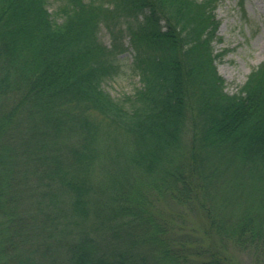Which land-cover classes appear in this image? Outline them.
<instances>
[{
  "label": "trees",
  "instance_id": "1",
  "mask_svg": "<svg viewBox=\"0 0 264 264\" xmlns=\"http://www.w3.org/2000/svg\"><path fill=\"white\" fill-rule=\"evenodd\" d=\"M49 1L0 0V264H264V61L227 91L221 0ZM154 193L220 241L178 242Z\"/></svg>",
  "mask_w": 264,
  "mask_h": 264
},
{
  "label": "rangeland",
  "instance_id": "2",
  "mask_svg": "<svg viewBox=\"0 0 264 264\" xmlns=\"http://www.w3.org/2000/svg\"><path fill=\"white\" fill-rule=\"evenodd\" d=\"M61 3L60 0L49 1L50 10L59 20L62 17L56 14V11ZM216 12L221 23L218 30L219 38L214 42L215 52L223 53L216 63L219 72L226 80L227 91L235 93L245 84L253 69L264 61V0H245L244 6H240L237 0H221ZM99 35L105 43L110 44L111 37L105 27L101 28ZM126 44L130 48L128 40ZM129 52L128 49L120 56L125 59L129 56ZM130 76L126 74L107 78L102 85L112 96L120 97L126 92H131L138 82L136 77L132 79L129 78ZM65 140H77V135ZM103 184L110 192L114 190L115 186L109 188L110 183L105 185L103 182ZM150 196H154L156 212L163 209L165 212H170L168 215L173 216L172 235L178 238V242L182 239L186 245L196 248L202 245H214L220 241L218 237L203 236V223L194 208L181 205L171 198H164V195L154 193ZM118 232L122 239L117 241L124 239L128 242L127 230L120 229ZM221 243L222 241L219 246ZM222 246L224 253L240 264H263L257 261L250 251L238 249L231 241L224 242Z\"/></svg>",
  "mask_w": 264,
  "mask_h": 264
}]
</instances>
